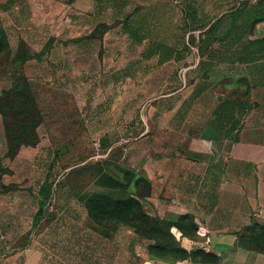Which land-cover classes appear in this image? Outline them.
<instances>
[{
  "label": "rangeland",
  "instance_id": "obj_1",
  "mask_svg": "<svg viewBox=\"0 0 264 264\" xmlns=\"http://www.w3.org/2000/svg\"><path fill=\"white\" fill-rule=\"evenodd\" d=\"M77 2L0 0V264L19 255L15 264H25L32 248L41 264H100L111 251L117 264H140L144 238L130 239L129 229L153 239L148 254L185 257L142 201L154 192L142 170L144 134L158 133L163 94L136 92L146 82L126 67L122 30L107 36L104 22L94 34L102 49L79 43ZM111 220L115 237L95 233ZM180 226L194 231L190 220ZM242 241L264 253V223Z\"/></svg>",
  "mask_w": 264,
  "mask_h": 264
},
{
  "label": "crops",
  "instance_id": "obj_2",
  "mask_svg": "<svg viewBox=\"0 0 264 264\" xmlns=\"http://www.w3.org/2000/svg\"><path fill=\"white\" fill-rule=\"evenodd\" d=\"M114 1L104 9L102 0H78L79 43L102 49L94 34L104 22L110 26L107 36L122 30L126 67L149 83L127 89L163 94L158 133L144 134L142 170L154 192L142 201L149 216L157 213L171 225L177 247L186 252L158 258L146 252L151 240L144 239L138 262L264 264V253L241 244L255 222L264 223L262 3L127 0L126 6L125 0ZM120 55L117 50L115 66L122 64ZM189 220L191 235L177 225ZM111 225L117 224L97 225L94 231L115 237ZM127 235L135 239L139 233L129 229ZM117 256L111 251L100 264H117ZM41 262L40 252L30 249L25 264Z\"/></svg>",
  "mask_w": 264,
  "mask_h": 264
},
{
  "label": "trees",
  "instance_id": "obj_3",
  "mask_svg": "<svg viewBox=\"0 0 264 264\" xmlns=\"http://www.w3.org/2000/svg\"><path fill=\"white\" fill-rule=\"evenodd\" d=\"M148 215V214H147ZM148 218H150L151 216H147ZM159 221H160V223H162V222H164V221H162V220H160L159 219ZM111 222H113V223H110V224H117V222L115 221V220H111ZM178 225V227L181 229V230H184L180 225H182V224H177ZM170 228H171V225L169 224V232H170ZM171 234V233H170ZM139 235H141L144 239H150L151 241H153V239H151V238H149V237H147L146 235H143V234H140L139 233ZM172 235V234H171ZM173 236V235H172ZM173 238H174V236H173ZM242 238H243V236H242ZM175 239V238H174ZM242 242L243 241H241V244H242ZM151 245V244H150ZM242 246H243V244H242ZM148 248H150V246L148 247ZM185 254H186V252L183 250V249H181ZM250 250H254V249H250ZM254 251H257V250H254ZM260 252V251H259ZM262 253V252H261ZM196 255H198V253L196 254ZM200 255V254H199ZM174 257H178V256H175L174 255Z\"/></svg>",
  "mask_w": 264,
  "mask_h": 264
}]
</instances>
